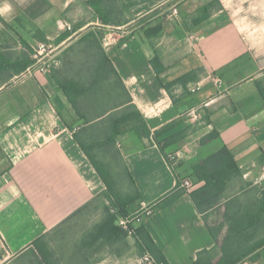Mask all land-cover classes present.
<instances>
[{"label": "crops", "instance_id": "1", "mask_svg": "<svg viewBox=\"0 0 264 264\" xmlns=\"http://www.w3.org/2000/svg\"><path fill=\"white\" fill-rule=\"evenodd\" d=\"M39 42L67 45L58 67L30 75ZM105 57L117 72L106 78ZM72 80L88 87L76 97L81 115L58 84ZM130 106L150 136L128 131L111 143L126 187L138 189L140 209H152L134 226L146 228L170 264H195L199 253L214 264L224 256L264 264V242L248 233L254 214L231 207L248 191L264 207V0H0V264L40 256L43 236L52 264L124 260L104 251L102 238L85 243L100 220L72 234L107 190L84 147L113 184L119 180L99 156L103 149L80 136L84 126L67 114L73 107L93 124ZM214 131L219 136L205 140ZM179 133L183 138L165 143ZM225 145L242 172L231 187L241 186L200 210L190 193L204 182L188 175ZM183 179L195 187L184 189ZM223 201L230 204L224 224L213 225L209 212Z\"/></svg>", "mask_w": 264, "mask_h": 264}, {"label": "trees", "instance_id": "2", "mask_svg": "<svg viewBox=\"0 0 264 264\" xmlns=\"http://www.w3.org/2000/svg\"><path fill=\"white\" fill-rule=\"evenodd\" d=\"M159 31H160L159 26L154 28L155 33ZM63 38L64 37H61L59 40ZM156 62H159L158 58L152 60V63L155 64ZM102 65L104 66L103 75H105V73L107 72L106 73L107 75L104 76L105 78L109 76L108 73L110 72H113L114 74L117 73L108 57H105L103 59ZM188 77L189 74L173 82H177L179 80L184 81ZM58 84L64 90L72 106L81 115L83 108L77 98L79 94L83 93L84 91H87L88 87L85 88L84 85H82L80 82L73 80L66 82L58 81ZM166 88L169 89V84H166ZM126 94L128 97L127 102H131L129 93L126 92ZM130 107H134V106H130ZM108 116H109L108 121L110 126V132H108L107 139L105 141L107 142L109 141V143L116 141L118 136L128 131H135L141 137H145V136L148 137L151 134V131L146 121L142 117L141 113L135 107L134 109L132 108V111L124 112L118 116L113 114H109ZM90 122L92 121L87 118L86 123H90ZM177 123L178 121H174L166 125L161 131L156 132V136L159 137L162 134V132L165 133L171 130L172 128H174V126ZM180 134L182 133L173 135L172 137L170 136L165 140V143H169L170 140L174 141V140H178L179 138H183L184 134L182 135ZM218 136L219 133L217 131H214L210 133L205 138V140H213ZM160 148L163 152H165L162 145H160ZM84 150L87 156L89 157V159L91 160V162L93 163V165L95 166L96 170L100 173V176L102 177L103 181L107 186V190L104 192L103 196L110 198V194H113V183L111 182L110 178L107 177L97 166L90 152L85 147ZM167 158L170 160L169 157ZM241 176H242V172L235 159V156L232 154L229 147L225 145L218 151L212 153L211 155L203 159L202 162L198 163L192 168V171L190 172L188 177L190 179L194 177L195 183L204 182V184L200 188L192 191L190 195L193 201L195 202L196 206L200 210L206 208H212L226 195L227 190L232 186V181ZM116 196L118 197L119 200V208H117L119 211L116 214H112L110 213V209L107 210L108 213L107 215H105L104 217L105 219L99 221L97 225L92 228V232L87 236V239L85 241L86 244H93L99 238H102L103 246H105L107 244H112L111 243L112 241L114 242L115 240L116 241L126 240V238L128 237L129 231L125 230L123 227H120L117 224V220L120 216L127 217V215L130 214L131 208H133L134 205L137 203V201H139L141 195L138 189L135 187L134 190H132L127 195L126 198L119 197L118 194H116ZM263 196H264V192H263ZM91 205H93V203L89 204L88 207ZM131 233H132V237L136 242L137 247L139 248V252L141 255L150 253L158 264H170L144 226L132 227ZM42 243L44 244V246H41ZM45 244H46V236H43L40 239H38V241H36V248L40 251V256L34 253V255H32L31 258L28 259H35L34 262H37V264H52L51 262H49V258L47 256L48 255L47 254L48 249L46 246L47 244L46 245ZM225 252H227L226 249L224 250V255H226ZM232 261L233 258L231 257L225 258L224 256L216 264H235ZM28 263L31 264L30 261ZM195 264H214V263L206 262L202 258V253H199L198 258L195 261Z\"/></svg>", "mask_w": 264, "mask_h": 264}, {"label": "rangeland", "instance_id": "3", "mask_svg": "<svg viewBox=\"0 0 264 264\" xmlns=\"http://www.w3.org/2000/svg\"><path fill=\"white\" fill-rule=\"evenodd\" d=\"M157 26L158 25H155L154 27H152V29L156 28ZM66 45L67 44H63L60 49L55 50L51 54V56L54 57H56L57 54V58L59 60V63L57 65H54V67H52V70L60 65L61 63L60 54ZM127 109L130 108L128 107ZM122 111L123 109L120 108L119 110L120 114L122 113ZM67 116H70L69 118L72 123L74 124L79 123L80 127L84 126L83 128L84 130L83 129L81 130L80 136L86 137L87 141H90L92 145L103 149V150H98L99 156L104 161L109 162V164L111 165V168L109 167L110 171L112 172L116 171L117 176L115 178V181L118 180L120 181V182L118 181V183L113 184V194H110V198L103 196L94 207L88 209V211L83 216H80L78 219L75 220L76 224L73 229L74 232L72 234H78V232L81 229H84L83 227H86L88 223L99 220L101 221L105 219L104 217L108 213L107 210L110 209V213L116 214L119 211L117 209L119 208V200L116 194H118L119 197L126 198L131 191L126 187L127 182H126L125 174L120 172L121 162L119 155L116 152L115 146L111 142L109 143V141L108 142L105 141L107 139L108 132H110L109 121L106 119L103 121H98L93 124L86 123V121L80 119V117L77 115V112H75L73 107L71 108V111L69 115L67 114ZM86 124H89L91 126H88ZM130 133H132V131L129 132L128 134ZM135 134L137 135V133ZM102 169L104 172L108 173L105 168V165L104 166L102 165ZM106 176L108 177V175ZM240 186L241 185L239 186L234 185L233 187H230L227 190L226 195L232 196V194H234L237 188ZM253 194H254L253 192L248 191L246 195L242 196L241 200L233 202L231 204V207H234L235 205H239L241 208L244 209V211H249L248 214L250 213L254 214V216L252 215L253 220L252 219L249 220V223L252 224L253 228L248 230V233L252 237V241L258 244L260 242L261 243L264 242V210L261 211L262 209H264V207H262L260 200L252 197ZM226 205H228V202L225 203L223 201L218 206L213 208L212 211L209 212L210 216L215 214L214 216L210 217V221L213 225H217V223L224 224L223 211L226 208ZM143 214H144L143 210L140 209V203L137 202L134 205V207L131 208V212L129 215H127V217L120 216L117 220V224L120 227H123L125 230L129 231L126 240H121V241L115 240L114 242L113 241L111 242L112 244H107L104 246V251H106L107 253L112 252L114 254L116 252V255L119 256L124 255L122 257L124 258V260H120L119 264H150L147 258L145 257V254L144 255L140 254L139 248L137 247L136 242L134 241L131 233L132 227H134V225L136 224L137 219ZM28 258H31L30 254L21 257L17 262L13 264H30L28 263L29 261L31 262V264H37V262H34L35 259H28Z\"/></svg>", "mask_w": 264, "mask_h": 264}, {"label": "built area", "instance_id": "4", "mask_svg": "<svg viewBox=\"0 0 264 264\" xmlns=\"http://www.w3.org/2000/svg\"><path fill=\"white\" fill-rule=\"evenodd\" d=\"M172 15L174 18H176V15H178L177 8L173 9ZM66 30L72 31L73 27L71 25H66ZM64 43L57 45L54 43L39 42L35 47V51L33 54V63L28 67V69L26 70V73L33 75L37 72H41L44 74L51 72L52 67H54V65H57L59 63L57 54H56V57L51 56V54L55 50L60 49ZM197 89H199V86L192 87L191 91H196ZM169 158L171 161L175 160V157L172 155H170ZM181 186L188 191H191L195 187L194 183L190 179H183ZM142 210L144 212V209ZM151 210L152 209L146 208L145 212L150 213ZM139 219L140 217L137 220ZM145 257L147 258L150 264H158L150 253H146Z\"/></svg>", "mask_w": 264, "mask_h": 264}]
</instances>
